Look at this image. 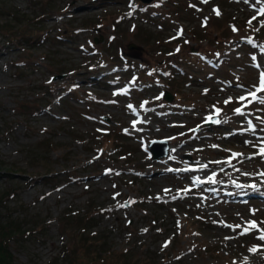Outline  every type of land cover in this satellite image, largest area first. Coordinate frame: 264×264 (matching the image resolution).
<instances>
[{"label":"rangeland","instance_id":"374dc122","mask_svg":"<svg viewBox=\"0 0 264 264\" xmlns=\"http://www.w3.org/2000/svg\"><path fill=\"white\" fill-rule=\"evenodd\" d=\"M262 12L264 0H0L1 212L41 223L10 240L17 261L264 264V103L249 95L264 97ZM69 214L118 261L63 253Z\"/></svg>","mask_w":264,"mask_h":264},{"label":"trees","instance_id":"16d2710c","mask_svg":"<svg viewBox=\"0 0 264 264\" xmlns=\"http://www.w3.org/2000/svg\"><path fill=\"white\" fill-rule=\"evenodd\" d=\"M6 24L7 22L0 23L1 31L3 29V26H5ZM13 32L14 30L11 28L7 29V26H6V29L4 28L3 30V33L6 36L16 38L17 37L16 35H12ZM147 32H148V35L151 34L149 31ZM154 37H156V35ZM196 37L199 39L201 36L196 35ZM158 44L159 46H163L161 48L162 50H168V49L170 50L168 43H164V44L158 43ZM215 52L216 51H213L212 54H214ZM189 53H190L189 55L191 56L192 54H197V52H193L192 50H189ZM168 64L171 67V64L170 63ZM170 80L172 83L178 82V80L174 76H172ZM12 168H13L12 166H7L6 172H12L13 171ZM4 191L5 189L4 190L0 189V264H21L14 257L13 250L10 246V240L17 233L19 234L20 233H30V230L32 228L37 227L41 223L37 219H30L32 225L27 226V225H24L25 220H21L17 217L3 214L1 210L3 207L6 206V203L4 201V198H5ZM6 191L8 192V190ZM64 222L66 223L65 229L68 231L70 240L63 247V253H65L67 256H70L72 261H75V260L77 261V259L84 260L85 258L83 257H86L87 260L88 259H91V260L100 259L101 261H103L108 256L109 258L110 257L114 258L113 259L114 262L118 261L117 257H115L116 255L114 257L112 256L115 253L110 254V252H106L109 250V248L105 245L104 246L102 245L103 238L100 234L95 235V237L93 238L94 234L96 233L91 234L85 231L86 219L83 216V214L81 215L69 214L65 216ZM126 264H134V263H126Z\"/></svg>","mask_w":264,"mask_h":264},{"label":"water","instance_id":"95a60500","mask_svg":"<svg viewBox=\"0 0 264 264\" xmlns=\"http://www.w3.org/2000/svg\"><path fill=\"white\" fill-rule=\"evenodd\" d=\"M145 2H150L152 0H142ZM95 40L97 41V38H95ZM171 93L170 92H165L164 93V97H166L167 99L171 98ZM218 119V115L217 114H213L208 118H205L204 121L207 123L210 122H215ZM198 124L195 125V128H198ZM161 142V145H158L157 143ZM149 146L150 149L152 150V153L154 156L159 157L161 155H164L168 152V146H169V141L167 139V137H159V138H153L150 140L149 142Z\"/></svg>","mask_w":264,"mask_h":264},{"label":"snow or ice","instance_id":"6c2138e0","mask_svg":"<svg viewBox=\"0 0 264 264\" xmlns=\"http://www.w3.org/2000/svg\"><path fill=\"white\" fill-rule=\"evenodd\" d=\"M204 2L206 3L207 0H204ZM217 14H219L218 10H217ZM261 14L264 15V12H262ZM253 19H255V17H253ZM257 91H264V73L261 74L260 87L257 89ZM249 95L252 96V97L255 98V99H259L261 103H264V97H257V96H256V92H251V93H249ZM239 99H240V100H245L246 97H243V96H242V97H240ZM230 100H231V98H229L228 101H225V103H229ZM249 102H251V101H249ZM141 106H143V105H141ZM129 107L131 108L132 106L129 105ZM217 111H219V109H218ZM235 112L238 113V114H243L240 108L235 109ZM249 124L251 125V122H249ZM246 143H247V142H246ZM213 147H217V146L213 145ZM260 154H261V155H264V148H262V149L260 150ZM211 179H212V177H209V180H211ZM166 191H167V190H166ZM117 195H118V194H117ZM174 198H175V197H174ZM235 227H240V225H236ZM256 227H258V225L256 224V222H255V221H250V222H249V228L246 229V231H250L251 228H256ZM262 232H264V230H262ZM260 239H264V234H262V235L260 236ZM251 250H252V251H255V249H251Z\"/></svg>","mask_w":264,"mask_h":264},{"label":"bare ground","instance_id":"6f19581e","mask_svg":"<svg viewBox=\"0 0 264 264\" xmlns=\"http://www.w3.org/2000/svg\"><path fill=\"white\" fill-rule=\"evenodd\" d=\"M44 114V113H43ZM42 116V115H41ZM260 184V183H259ZM56 188V187H55ZM61 188V187H60Z\"/></svg>","mask_w":264,"mask_h":264}]
</instances>
